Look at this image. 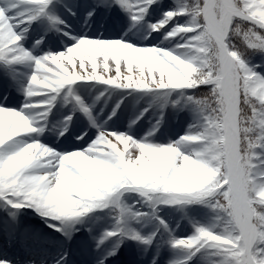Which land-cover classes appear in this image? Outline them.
Segmentation results:
<instances>
[{
  "label": "snow or ice",
  "instance_id": "obj_1",
  "mask_svg": "<svg viewBox=\"0 0 264 264\" xmlns=\"http://www.w3.org/2000/svg\"><path fill=\"white\" fill-rule=\"evenodd\" d=\"M0 264H264V0H0Z\"/></svg>",
  "mask_w": 264,
  "mask_h": 264
},
{
  "label": "bare ground",
  "instance_id": "obj_2",
  "mask_svg": "<svg viewBox=\"0 0 264 264\" xmlns=\"http://www.w3.org/2000/svg\"><path fill=\"white\" fill-rule=\"evenodd\" d=\"M130 258H131L130 255H126V256L124 257L125 260H128V259H130Z\"/></svg>",
  "mask_w": 264,
  "mask_h": 264
}]
</instances>
